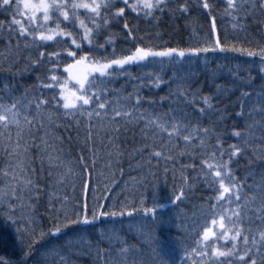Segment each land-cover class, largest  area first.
<instances>
[{
  "label": "snow or ice",
  "instance_id": "1",
  "mask_svg": "<svg viewBox=\"0 0 264 264\" xmlns=\"http://www.w3.org/2000/svg\"><path fill=\"white\" fill-rule=\"evenodd\" d=\"M193 7L208 16L210 30L195 44L186 47L169 46L167 42L141 43L144 37L137 35L138 28L129 24L126 15L127 10L135 13L137 19L158 22L165 12L170 16L187 15ZM0 12H7L11 17L7 24L0 21V40L3 41L0 70L12 71L22 49L28 51L27 62L24 69L17 68V72L29 67L44 70L43 76L37 75L31 94L25 90L21 96L7 100L0 96V147L10 159L6 167L0 168V177L3 178L0 215L17 225L25 258L33 244L45 235L43 230L37 232L33 226L35 204L32 200H38L42 191L34 178L33 146L38 150L37 159L42 167L47 163L49 177H53L55 170V178L50 179L48 185V206L56 221L50 232L59 233L71 225H91L100 217L132 216L136 212L155 219L157 210L165 205L154 203L148 206L144 197L135 207L121 202L120 209H116L113 202L105 209L100 203L104 197L97 196L95 189V203L89 205L73 198L72 206L68 196L60 197L53 191V184L60 185L66 177L71 178L73 187L77 179L82 181V190L88 186L83 175L88 172L89 158L95 165L93 137L100 130L118 132L122 122H143L141 131L146 142L138 150H148V163L152 157L176 160L183 156H200L199 170L192 179H202L212 190L206 202H210L212 212L210 223L218 227L214 231L213 227L205 225L196 242L198 246L191 249L200 257V264H264V171L258 180L246 184L247 177L239 179L232 167L241 157H249V153L251 158L264 161V134L256 136L254 133L257 125L264 129V102L249 110L251 123L232 128L230 135L236 142L225 147L222 134L214 126L178 119L172 115L174 109L171 106L167 112L142 110L144 98L139 93V88L145 84L158 88L164 82L156 68L183 63L191 58L206 60L208 53L231 52L258 58L259 70L264 74V41L248 40L244 44L230 40L226 31L219 34L216 23L218 16L228 17L234 31H245L248 16L258 12L264 17V0H224L221 10H217L215 0H0ZM121 20L129 46L118 52L115 42L119 33L113 32L110 25L119 24ZM260 23L264 26V19ZM102 33L106 34L100 41ZM85 44L87 51L83 47ZM49 47L53 50H48ZM32 52L36 55L32 56ZM133 65L149 68L144 73L146 81L134 85L133 91L126 95L108 87L115 77L125 74ZM61 67L62 73L59 71ZM220 88L217 85V92ZM45 90L51 91L50 97L44 94ZM170 95L174 102L191 106L201 118L214 110L212 95L190 91L185 83H177ZM248 95V92H241L242 97ZM255 112L261 114L259 120L253 115ZM236 115L245 116L243 100ZM61 116L73 118L78 128L83 123L86 129L80 141L83 145L81 151L90 155L79 157V172L71 161L55 155V144L49 143L53 138L59 139L53 129L61 126ZM34 130L41 133L39 144H34L37 139ZM177 141L182 142V146H178ZM109 142H112L111 136ZM114 147L116 152L109 155L118 161L122 154L119 146ZM189 167L193 165H181L182 183L173 193L172 203L183 199L186 190L193 186L188 183L186 174ZM54 197L59 206L53 204ZM219 241L225 243L217 247ZM128 251V247L118 249L121 260L115 264H127ZM0 264L12 262L0 256ZM59 264H67V258L61 257Z\"/></svg>",
  "mask_w": 264,
  "mask_h": 264
},
{
  "label": "trees",
  "instance_id": "2",
  "mask_svg": "<svg viewBox=\"0 0 264 264\" xmlns=\"http://www.w3.org/2000/svg\"><path fill=\"white\" fill-rule=\"evenodd\" d=\"M215 4L217 10H221L224 0H215ZM126 15L129 24L138 28L137 35L144 37L141 43L167 42L169 46L186 47L195 44L210 30L208 16L195 7L187 15L170 16L165 12L158 22L151 19H137L135 13L127 10ZM10 18L7 12H0V21L7 24ZM262 19L264 17L258 12L248 16L245 21V31H234L228 17L218 16L216 23L220 35L226 31L230 40H239L246 44L248 40L264 41V26L260 23ZM122 26L123 20L119 24L110 25L113 32L119 33L115 42L118 52L129 46L124 38L126 33ZM157 33H159L158 37ZM104 34L106 33L100 35V41H103ZM2 47L3 41L0 40V48ZM83 47L88 50L86 44ZM48 50L53 49L49 47ZM35 55L36 53L32 52V56ZM27 56L28 51L22 49L18 63L13 66L12 71L0 70V96L6 100L11 99L12 96H21L25 90L31 94L37 83V75H44L43 69L32 67L17 72V68L24 69ZM148 70V67L140 68L133 65L126 69L125 74L115 77L108 87L121 90L126 95L133 91L134 85H141L142 81L147 80L144 73ZM155 70L159 72L164 82L158 88L148 84L139 88V93L144 98L142 110L167 112L171 106L174 109L172 115L178 119L190 120L193 123L199 121L204 125L214 126L215 130L222 134L225 147L236 142V139L230 135L232 128H242L246 122L251 123L249 110L264 102V74L259 70L258 58H249L231 52H215L208 53L206 60L203 57L191 58L183 63L165 65ZM59 71L62 73V67ZM177 83L189 85L190 91L212 95L214 110L201 118L191 106L179 101L174 102V97L170 93ZM217 85L221 86L219 92ZM242 91L248 92L249 95L242 97ZM44 94L50 97L51 91L45 90ZM161 97L165 99L162 100ZM241 100H243L244 117L236 115L240 110ZM253 115L257 120L261 117L259 112ZM60 120L61 126L53 129L55 137L59 139L53 138L49 143L55 144V155H60L65 161H71L79 172L81 171V166L77 164L79 157L90 155L86 151H81L83 145L80 141L86 129L83 123L78 128L73 118L61 116ZM142 123L122 122L118 132L100 130L99 134L93 137L95 165L89 158L88 172L83 175V181H86L88 186L82 190V181L77 179L73 187L71 178L66 177L60 185L53 184V191L60 197L68 196L69 204L72 206L73 198L89 205L95 203L93 195L95 189L97 196L104 197L100 203L105 209L113 202L116 209H120L121 202L129 207H135L141 197H144L148 206L154 203L165 205L157 210L155 219L151 215L145 217L142 212H136L132 216L100 217L91 225H71L63 228L59 233L50 232L49 229L56 221L53 218L54 214H50L48 206V185L50 179L55 178V170L53 177H49L47 163L42 167L41 161L37 159L38 150L33 146L31 154L32 166L35 169L34 178L42 189L39 199L32 200L35 204L33 226L37 232L43 230L45 235L33 244L29 255L25 258L23 255L25 249L22 248L16 231L17 225L0 215V256L11 260L12 264H59L61 257L67 258V264H115L116 261L121 260L118 249L128 247L129 251L125 257L127 264H200V257L192 253L191 249L198 246L196 242L205 225L213 227L214 231L218 230L217 226H212L210 223L212 212L209 207L210 202H206L212 195V190L205 186L202 179H192L199 170L200 156L197 155L195 158L183 156L176 160L152 157L151 163H148V150H138L146 142L141 131ZM254 133L260 136L264 134V129L257 125ZM35 135L37 139L34 144H39L38 137L41 133L35 132ZM29 142L33 143L31 140ZM114 145L119 146L122 154L118 161L109 155L110 152H116ZM177 145L182 146V142L177 141ZM110 160L111 167H109ZM9 163L7 152L0 147V168L6 167ZM185 164L193 165L186 169L188 183L193 186L186 190L183 199L172 203L173 193L182 183L181 165ZM232 167L239 179L243 180L247 177L246 184H252L253 180H258L264 171V161L251 158L249 153V157H241ZM173 169L176 170L175 173ZM2 183L3 178L0 177V184ZM53 204L59 206L55 197ZM224 243L219 241L217 247Z\"/></svg>",
  "mask_w": 264,
  "mask_h": 264
}]
</instances>
